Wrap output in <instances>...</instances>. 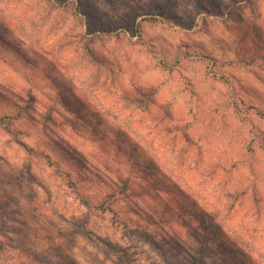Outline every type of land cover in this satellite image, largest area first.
<instances>
[{
  "label": "rangeland",
  "instance_id": "obj_1",
  "mask_svg": "<svg viewBox=\"0 0 264 264\" xmlns=\"http://www.w3.org/2000/svg\"><path fill=\"white\" fill-rule=\"evenodd\" d=\"M0 264H264V0H0Z\"/></svg>",
  "mask_w": 264,
  "mask_h": 264
},
{
  "label": "trees",
  "instance_id": "obj_2",
  "mask_svg": "<svg viewBox=\"0 0 264 264\" xmlns=\"http://www.w3.org/2000/svg\"><path fill=\"white\" fill-rule=\"evenodd\" d=\"M0 124L4 125L5 127L7 126V128H9V129L11 127V122L8 121V119H6V118H0Z\"/></svg>",
  "mask_w": 264,
  "mask_h": 264
}]
</instances>
